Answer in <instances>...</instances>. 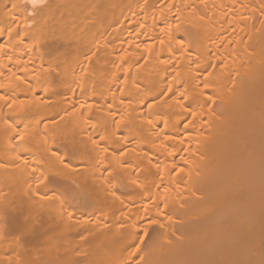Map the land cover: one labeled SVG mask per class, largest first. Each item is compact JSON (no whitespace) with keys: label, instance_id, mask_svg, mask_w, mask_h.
Listing matches in <instances>:
<instances>
[{"label":"bare ground","instance_id":"obj_1","mask_svg":"<svg viewBox=\"0 0 264 264\" xmlns=\"http://www.w3.org/2000/svg\"><path fill=\"white\" fill-rule=\"evenodd\" d=\"M0 264H264V0H0Z\"/></svg>","mask_w":264,"mask_h":264}]
</instances>
